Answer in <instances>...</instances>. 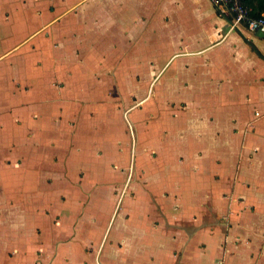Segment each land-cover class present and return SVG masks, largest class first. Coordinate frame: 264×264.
Returning <instances> with one entry per match:
<instances>
[{
	"label": "crops",
	"instance_id": "obj_1",
	"mask_svg": "<svg viewBox=\"0 0 264 264\" xmlns=\"http://www.w3.org/2000/svg\"><path fill=\"white\" fill-rule=\"evenodd\" d=\"M0 264H264V36L211 0H0Z\"/></svg>",
	"mask_w": 264,
	"mask_h": 264
},
{
	"label": "built area",
	"instance_id": "obj_2",
	"mask_svg": "<svg viewBox=\"0 0 264 264\" xmlns=\"http://www.w3.org/2000/svg\"><path fill=\"white\" fill-rule=\"evenodd\" d=\"M214 7L220 14L230 19L232 28L245 26L249 31L264 36V16L257 15L253 7L246 0H211ZM133 134V128L130 125ZM133 168L130 169L128 179L122 189L121 196L126 192L132 179Z\"/></svg>",
	"mask_w": 264,
	"mask_h": 264
},
{
	"label": "trees",
	"instance_id": "obj_3",
	"mask_svg": "<svg viewBox=\"0 0 264 264\" xmlns=\"http://www.w3.org/2000/svg\"><path fill=\"white\" fill-rule=\"evenodd\" d=\"M248 4H250L255 14L264 16V0H246Z\"/></svg>",
	"mask_w": 264,
	"mask_h": 264
},
{
	"label": "rangeland",
	"instance_id": "obj_4",
	"mask_svg": "<svg viewBox=\"0 0 264 264\" xmlns=\"http://www.w3.org/2000/svg\"><path fill=\"white\" fill-rule=\"evenodd\" d=\"M134 156H132V160H131V165L129 166V170L131 169V168H134ZM127 170H128V168H127Z\"/></svg>",
	"mask_w": 264,
	"mask_h": 264
}]
</instances>
